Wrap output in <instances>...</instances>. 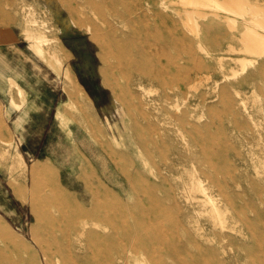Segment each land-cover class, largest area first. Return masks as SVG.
Returning <instances> with one entry per match:
<instances>
[{
	"label": "rangeland",
	"instance_id": "1",
	"mask_svg": "<svg viewBox=\"0 0 264 264\" xmlns=\"http://www.w3.org/2000/svg\"><path fill=\"white\" fill-rule=\"evenodd\" d=\"M138 1L136 12L147 13L148 22L162 28L160 16L169 13L175 25L184 26L186 52L178 42L165 46L173 55L174 63L167 66L175 83L185 78L194 84L201 77L196 90L185 87L188 107L177 96H161L159 82L153 91L141 90L134 83L136 71L126 82L121 65L126 60L119 53L133 47L121 43L147 21L133 20V14L117 23L103 5L99 10L87 0H0V9L16 16L19 39L15 47H0V264L45 262L41 248L54 250L48 239L62 244L74 239L70 227L81 229L88 216L75 215L73 209L89 207L93 200L119 228L115 240L125 226L130 230L134 220H141L146 231L140 234L152 235L154 242L174 245L187 233L200 238L202 231L203 240L221 233V240L206 243L207 254H216L221 264H264V52L249 53L242 41L247 26L262 34L264 27L252 22L250 13L237 15L233 23L231 11L204 6L202 14L193 13L200 28L196 35L185 24L191 5ZM250 1L264 6V0ZM252 57L256 60L250 62ZM239 58H246L244 68ZM87 59L88 77L81 64ZM154 60L155 67L166 64L164 56ZM68 71L74 88L67 83ZM105 75L110 76L107 85ZM70 100L74 108L61 112ZM19 118L23 122L16 127ZM193 124L202 125L198 133L208 156L219 164L215 169L186 158L192 154L206 160L188 143L186 130ZM143 139L150 153L139 147ZM222 145L228 149L219 150ZM57 179L60 187L53 192ZM199 179L211 185L208 192L214 195L217 184L230 196L244 194L230 197L228 212H241L247 221L237 214L236 223L230 219L221 228L205 196L192 188ZM146 182L147 192L141 188ZM59 194L71 202L62 203ZM106 244L97 240L93 248ZM239 251L247 255L246 262L234 258ZM121 257L125 264L148 263L142 253L125 251ZM163 258L171 262L167 254Z\"/></svg>",
	"mask_w": 264,
	"mask_h": 264
},
{
	"label": "bare ground",
	"instance_id": "2",
	"mask_svg": "<svg viewBox=\"0 0 264 264\" xmlns=\"http://www.w3.org/2000/svg\"><path fill=\"white\" fill-rule=\"evenodd\" d=\"M92 4V7L96 9H101V5L105 7V11H109L118 22H127L125 16H133V20L139 22H146L143 24L142 28H137L132 36H127L126 39H123L121 46L127 47L132 45L133 49L130 51L129 49L120 50L119 55L121 59L126 60L121 65L124 66L126 72H124V77L126 82L130 83L132 77L129 72L136 71L135 82L138 84V87L144 92L153 91L154 82H159L161 86V96L168 99L170 96H177V98H181L184 104L188 107V99H189V90L186 91L185 87L188 89H197L199 83H201V77L197 78V83L189 84L187 79L182 78L180 82L175 83L174 74L170 73L167 65L173 64L174 59L173 55L168 51L165 45L170 47L175 45V42L180 43L181 49L186 52L188 49L187 44V34L183 30L184 26L179 27L175 25L172 21L173 19L169 15V13H164L160 16L161 21L164 24V27L160 28L154 23L148 22L147 13L139 14L137 11V7L139 5V1L135 0L132 2L131 6H128L130 0H101L100 2H94L92 0H87ZM182 1V2H181ZM180 3H183L185 6L191 5L194 9L192 12H188V20L185 21V24L190 28L192 32H195L196 35L199 34L200 28L199 23L194 19L193 13H201L200 9L204 6L214 7V8H224L235 14L234 17L229 16V19L233 23L237 21L238 16H244L247 13L252 14V22L256 25H260L264 27V6L258 3H253L250 0H181ZM178 3V2H177ZM117 4L124 5V9L118 8ZM188 8H186L187 10ZM202 14V13H201ZM96 15V14H94ZM172 22V23H171ZM52 27V26H51ZM78 28H80L78 26ZM89 30V28H88ZM92 38L96 39L95 33L91 30ZM25 37V35H24ZM35 39V38H34ZM242 41L244 44L243 49L249 53L260 55L264 52V34L259 32L254 26H247L242 32ZM154 47L155 51L151 49ZM200 50L205 52V49L200 45ZM166 58V66L155 67L154 59H160L161 57ZM252 62L256 60L255 58H247ZM242 68L246 66L248 63L246 58H239ZM123 69V67H122ZM186 71V68H185ZM197 74V73H196ZM64 75V74H63ZM107 78L104 79V83L110 82V76L105 75ZM67 83L69 86L73 88L76 86L74 78L71 72H67L66 74ZM107 85V84H106ZM147 85H149L147 87ZM66 91V90H65ZM75 91V90H74ZM201 96V95H200ZM74 108L73 101L70 100L65 107L62 108L63 113H69ZM235 115V114H234ZM175 119H178L175 116ZM200 130H202L201 124H193L192 128L187 129V135L189 136V145H194L199 148V150L203 154H205L206 160L202 159V157L194 156L192 154L186 155L188 160L195 163L202 164V161L208 162L210 168H216L217 161L211 159L208 156L206 150V140L201 136ZM199 131V133H198ZM199 134V135H198ZM139 147L143 152L150 153L148 149V141L143 139L139 142ZM174 152L176 153L175 147H173ZM228 149L225 145L220 146L219 150ZM214 154V153H213ZM212 156V155H211ZM211 160V161H210ZM29 169V168H28ZM36 170V166L34 168ZM30 172V171H29ZM32 174V173H31ZM208 176V175H207ZM209 177V176H208ZM210 178V177H209ZM210 180V179H209ZM30 181V180H29ZM215 182L214 180H210ZM232 183H237L238 179L234 176L230 178ZM232 183L228 182L227 186L232 187ZM149 185L144 183L141 188L143 191L147 192ZM211 185L203 184L202 180L199 179V182L192 183V188L197 189L200 193L205 196L204 201L210 207L211 215L215 219L216 223L221 226V228L226 227L230 219H234L233 222L236 223L241 214V218L247 221V217L243 215L241 212H237L236 216H230L229 206L230 197L237 195L238 197H242L240 192H234L233 196L226 194L225 190L217 184L219 187L218 192L214 195L208 192V188ZM59 181L56 180V183L53 185L52 190L55 192L59 189ZM190 191V190H189ZM60 201L68 205L71 201L66 197V194H59ZM194 197V196H193ZM93 205L90 204L89 207H84L82 205H78L74 207L73 214L83 216H88L86 220L83 221V225L81 229H76V224L70 227L72 232L76 235L74 239L69 238L67 244H62L58 241L50 242L48 239L49 246L54 244V250L48 251L45 248H41L45 257V262H41V264H53V259L57 260V264H125L126 262L121 257V253L125 251H129L130 253H142L147 256L146 260L149 264H221L222 262L216 256V254H207L205 249H207L206 243L217 242L221 240L224 236L220 233V237L218 238L216 235H213V238L210 240H203L205 237L204 232H200L198 238L196 235H192L191 233H187L184 238H180L177 243L174 245L160 243L159 241L154 242L152 235H142L141 231H146V223L141 220H134V222L129 226L130 230L124 228V224L121 225L124 234L119 235V239L116 240L114 237L119 233V228L112 223L111 216L107 213L100 212L96 207L97 203L100 201L93 200ZM95 204V205H94ZM122 207H126V205H122ZM91 221V228L89 227ZM163 222V221H162ZM130 234H127L128 232ZM163 232V230H160ZM136 233V234H135ZM148 234V233H147ZM84 235V237H83ZM160 235H164L160 233ZM32 236V235H31ZM71 237V236H70ZM32 238V237H31ZM165 238V237H164ZM97 240H105L107 242L104 248H93L94 242ZM90 252V253H89ZM156 253V254H155ZM167 254L171 259V262L167 261L163 258V255ZM234 258H241L245 262L247 261V255H241V252L234 253ZM33 259V257H32ZM122 260V263H119ZM33 264H36L34 259L32 260ZM239 260H236L238 264ZM147 263V264H148ZM146 264V262H144Z\"/></svg>",
	"mask_w": 264,
	"mask_h": 264
},
{
	"label": "crops",
	"instance_id": "3",
	"mask_svg": "<svg viewBox=\"0 0 264 264\" xmlns=\"http://www.w3.org/2000/svg\"><path fill=\"white\" fill-rule=\"evenodd\" d=\"M15 25V14L4 8L0 9V47H15V44L19 40L17 38ZM23 65H25L24 62ZM22 122L23 118L17 119L15 121V126L19 127Z\"/></svg>",
	"mask_w": 264,
	"mask_h": 264
},
{
	"label": "flooded vegetation",
	"instance_id": "4",
	"mask_svg": "<svg viewBox=\"0 0 264 264\" xmlns=\"http://www.w3.org/2000/svg\"><path fill=\"white\" fill-rule=\"evenodd\" d=\"M82 68H83V73L86 77L90 76L91 75V63H90V60L87 59L86 62L83 63L82 61ZM88 86V83L86 84Z\"/></svg>",
	"mask_w": 264,
	"mask_h": 264
}]
</instances>
